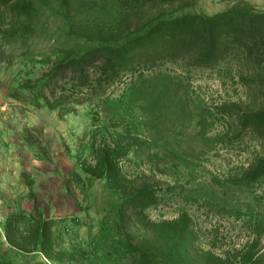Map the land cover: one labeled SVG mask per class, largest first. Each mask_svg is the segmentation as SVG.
<instances>
[{"label": "rangeland", "instance_id": "rangeland-1", "mask_svg": "<svg viewBox=\"0 0 264 264\" xmlns=\"http://www.w3.org/2000/svg\"><path fill=\"white\" fill-rule=\"evenodd\" d=\"M31 1L34 15L14 19L25 31L0 37V165L12 169V162L23 164L12 159L16 152L44 161L51 157L58 164L49 187L38 172L22 174L19 196L33 199V214L54 219L52 241L60 260L8 248L1 221L19 208L10 210L9 201L2 200L0 254L15 264H130L124 238L115 228L118 197L104 180L80 168L92 161L91 144L104 141L121 149L125 174L144 173L160 187L157 203L144 211L147 219H169L185 211L200 247L242 254L253 245V258L242 264H264V233L256 226L264 213V176L250 184L231 180L260 148L248 134L235 135L231 118L217 112L221 104L254 108L258 90L238 81L232 61L225 71L188 73L164 64L143 70L141 77L126 74L110 85L69 80L55 94L69 109L58 116L56 108L38 106L26 85L50 67L59 49L88 46L66 34L68 25L107 22L117 7L110 3L64 14L55 0ZM234 1L191 0L182 10L210 14ZM244 1L264 9V0ZM50 204L57 209L47 212ZM129 229L138 233L134 226Z\"/></svg>", "mask_w": 264, "mask_h": 264}, {"label": "trees", "instance_id": "trees-1", "mask_svg": "<svg viewBox=\"0 0 264 264\" xmlns=\"http://www.w3.org/2000/svg\"><path fill=\"white\" fill-rule=\"evenodd\" d=\"M110 3L117 10L109 21L67 26L69 37L88 46L59 49L50 67L26 85L34 92L37 105L56 108L58 116L68 112L65 103L55 100V94L69 80L79 85H110L126 74L141 77L143 70L164 64L188 73L197 69L225 71L232 61L238 81L257 89L259 101L254 108L221 104L217 112L230 117L234 134H248L260 151L231 180L233 184H250L264 176V9H255L244 0L210 14L183 11L191 0H55L64 14ZM34 13L31 0H0V37L24 32V24L14 19H29ZM91 146L92 161L80 168L88 176L104 180L118 197L115 228L124 238L121 244L130 264H242L253 258V245L242 254H219L200 247L185 211L169 219H147L144 211L157 203L160 187L144 173L125 174L119 164V147L104 141ZM54 222L19 208L1 221L2 237L11 251H37L47 260L59 261L52 241ZM132 226L138 233L129 229ZM256 226L264 233V213ZM0 264L15 263L0 254Z\"/></svg>", "mask_w": 264, "mask_h": 264}, {"label": "crops", "instance_id": "crops-1", "mask_svg": "<svg viewBox=\"0 0 264 264\" xmlns=\"http://www.w3.org/2000/svg\"><path fill=\"white\" fill-rule=\"evenodd\" d=\"M5 146V145H3ZM12 154V153H11ZM13 160L19 161L23 160V164H18V162H12L13 164L10 166L12 169H9L8 166L0 165V200L1 202L6 201L8 204L9 209L20 208L27 212H32L34 209V202L32 198H23L19 193L22 191V181L21 176L22 174H33L38 172V175L47 181L45 186H50L51 181L54 180V172L58 167V164L54 162L53 158H46L47 161H44L40 158V156H34L32 153H25L23 155L19 153H14ZM18 156V157H17ZM73 164H71L72 167ZM22 194V193H21ZM63 203H66L68 207L69 201L66 199L62 200ZM56 206L54 204H50L46 206L45 209L47 212L51 211Z\"/></svg>", "mask_w": 264, "mask_h": 264}]
</instances>
